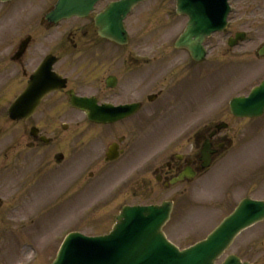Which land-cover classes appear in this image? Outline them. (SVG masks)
Listing matches in <instances>:
<instances>
[{
    "label": "rangeland",
    "instance_id": "374dc122",
    "mask_svg": "<svg viewBox=\"0 0 264 264\" xmlns=\"http://www.w3.org/2000/svg\"><path fill=\"white\" fill-rule=\"evenodd\" d=\"M28 1L18 0L0 7V43H4L0 50V57H4V52L9 54L18 38L20 39L26 32L29 33V30L34 29L40 20L42 11L50 3V0H31L32 3L27 8L30 17L26 19H21V12L12 13V10H20L21 6ZM252 4L256 7L259 4L260 11L254 9L255 13L253 14L255 15L249 16ZM239 6L241 13L236 17L237 19L243 17L246 19V23H248L244 29L253 39L241 47L243 53L241 57H238L240 49L230 55L227 53L222 34L215 35L209 41L208 45L212 48L209 60L195 68H184L185 75L181 73L180 69L177 70V67L186 64L185 52H178L171 47L161 52V55L166 56L168 65L176 72L175 74H152L153 85L156 83L157 85L152 86L151 93L165 87L166 89L172 87L170 93L172 91L176 93L175 97L177 94L178 98L179 95L183 96L188 92V100L192 98L196 101V106L190 103L183 107L180 104L176 105V98H174L172 107L178 111L176 120H180L182 124L187 120L182 125L183 127H178L177 133L185 130L186 124L193 120H196L199 125L212 120L232 121L228 116L229 100L232 97L247 94L251 88L264 80V60L258 59L255 55L256 48L264 42V0L241 1ZM173 7L171 0H152L142 10L135 11L136 14L130 18L132 32L137 35L139 31L142 32L145 29L150 36L152 47H157L164 41H173L186 23L185 18L175 15ZM20 24H23V27ZM8 28L12 29L13 33H7L9 36L6 39L3 37V33L4 29ZM12 37L16 38L15 41L11 39ZM56 40L57 38H54V42ZM179 74L183 76V83L191 78L195 80L190 89L188 85L184 84H181L177 89L171 85L173 81H178ZM187 75H189L188 78ZM178 100L181 99L178 98ZM50 109L51 107H45L46 111ZM62 120L77 123L78 118L66 115ZM83 134L84 137H82L81 125V127H76L62 135V142H64L62 150L68 156L65 167L70 166V169L65 174L62 173L63 170L61 172L54 170V173L47 171L45 175L39 173L37 180H33L36 171H28L26 176L17 174L14 160L16 159L14 155L17 152L12 150L7 158L3 155L4 151L0 149V193L3 198L11 199L6 207L19 204L23 194L19 198L17 187L19 184H25V180H27L26 188L29 189H23L21 192L28 191L27 193L30 194L29 190L31 189L35 192V195L32 196L33 203L29 201L23 204L22 211L18 215L15 213L11 220L7 219L4 222L2 219L3 221H0V264H27L34 256H37L35 264H49L56 255L66 233L81 230L90 236L107 234L111 231L114 217L118 214L122 204L159 203L169 198L175 199L176 206L165 231L174 243L181 248H186L206 238L233 211L239 199L244 196L264 198V181L259 179L262 175L259 173L260 165L264 163V142L255 146L257 149L254 150V157L250 158L252 165L250 168L244 164L243 160L239 159L241 153L244 152L242 151L245 149L244 147L248 148L249 145L254 144L259 136L256 139L252 134L246 142L236 144L232 155L218 160L203 178H199L191 186L178 187L174 191L162 193L158 189L142 191L139 184L148 177L146 174L148 171L141 168L145 158L144 148L148 143L142 132H134L131 139L132 145L135 147L134 154L137 153V157L138 155L140 157L138 160L136 158L134 164L129 168L126 167L125 170L120 169L121 163H116L113 170H110L112 167L101 165L102 152L107 143L114 141V137L100 140L93 138L95 135L91 136V133L87 131ZM158 137L160 138L157 139ZM169 141L168 133L160 132L156 135L155 141H152L150 148L159 147L157 148L159 150ZM85 145L87 151L82 153V148ZM184 145L185 142L181 148ZM1 146L2 142L0 141ZM181 148H177L176 151ZM163 150L168 152L166 146ZM245 151L248 150L245 149ZM41 154L34 156L39 170L44 165L46 166L45 163L50 160L46 155L41 156ZM84 157H86L85 159L92 158V162L88 166L80 165L85 160ZM8 161L12 163L3 173L2 167ZM43 161L44 164H42ZM50 165L55 167L53 161ZM245 167L248 168L247 174L243 175ZM25 168L32 167H25L23 163L18 166V169L24 170ZM134 168L141 172L134 179H130L132 176L128 173ZM89 171L97 173L95 179L88 178ZM139 171L137 172L139 173ZM58 174H62L59 179ZM80 174L83 183L87 184L86 192L83 195L79 193L75 204H72L74 200L69 202L70 211L64 212L66 207L63 206L68 202L67 199L69 196L75 197L74 194L78 191L74 192V190L81 186L78 181ZM85 179L87 180L85 181ZM227 179L231 182L230 184ZM128 180L131 183L122 187ZM239 184L244 185L245 188ZM72 199L74 198L70 200ZM263 227V225H259L243 234L232 251L238 252L242 243L253 240ZM32 248L36 250H32Z\"/></svg>",
    "mask_w": 264,
    "mask_h": 264
},
{
    "label": "flooded vegetation",
    "instance_id": "af4514ba",
    "mask_svg": "<svg viewBox=\"0 0 264 264\" xmlns=\"http://www.w3.org/2000/svg\"><path fill=\"white\" fill-rule=\"evenodd\" d=\"M56 1L50 0L34 29L18 38L9 54L4 52V57H0V141L2 142L0 149L4 151L3 155L7 158L12 150L17 152L14 160L18 175L26 176L28 171H36L33 180H37L40 174L45 175L47 171L54 173V170L58 172L63 170L62 173L65 174L70 169V166L65 167L68 156L62 150L65 125L69 126V131L82 125V137H84L83 132L87 131L91 133V136L95 135L93 137L95 139L107 140L112 136L115 142L121 140L119 148L123 151V157L128 151L134 149V146H131L134 132H142L149 139L144 149L148 177L143 180V184L153 191L160 188H173L170 184L171 179L182 173L194 175V177L204 174L207 171L204 169V157L207 153H211V159L215 161L221 155H229L236 144L246 142L252 134L254 138L264 134V120H247L237 125L229 121L230 124L223 131L216 130L217 123L213 120L202 122L200 125L193 120L194 122L186 124L184 131L181 130L178 133L177 129L183 127L186 121L183 124L170 121L168 125L170 150L164 154L160 151L152 153L150 148L152 142L149 137L152 128L171 118L174 98H176L175 103L179 101L178 98L184 101L183 96L179 95L177 98L178 94L175 97L176 93L173 91L170 93L172 87L167 89L165 87L151 93L152 86L157 85V83L153 85L152 74L164 73L167 69V60L165 57L151 56L150 41L144 37L147 31L138 33L137 38L130 39L126 46H119L103 39L94 23L95 12L87 18L71 19L57 25L48 22L45 16L54 9ZM241 1L248 0H232V3L240 5ZM31 3V0L25 2L20 10H13L12 13L21 12V19L30 17L27 8ZM98 7L102 8V4L97 5L96 12ZM258 7H260L259 4L257 7L252 4L250 14L255 15L254 9L260 11ZM245 25L246 23L235 21L233 28L240 31ZM20 26L23 27V24ZM7 33L12 34V29H4L3 37L6 39L9 36ZM231 35L234 34L231 33ZM54 38H57L56 42ZM11 39L15 41L16 38ZM3 44V42L0 43V50ZM242 55L243 53H239L238 57ZM48 59L53 60V71L61 76L60 83L63 86L45 97L30 118L11 120L8 114L11 99L22 93L30 76L41 63ZM186 60V64L181 63L184 66L177 67V70L180 69L184 75L186 73L184 68L196 67L191 60ZM175 72L171 69L167 73L175 74ZM181 84L187 85L186 82L183 83V76L179 74L178 81H173L171 85L177 89ZM71 91L82 98L92 99L97 107H122L137 104L139 108L133 116L123 118L115 124H92L83 112L81 115L71 109L69 98ZM152 94L156 95L153 101ZM45 107H51V109L46 111ZM66 115L77 117V123L62 120ZM183 142L185 145L181 148ZM177 148L181 149L176 151ZM206 148H209V151H206ZM86 151L85 145L82 153ZM38 154L50 158L47 163L43 161L42 164L45 163L46 166L44 165L41 170L38 169V163L34 159V156ZM51 160L55 167L50 165ZM11 163L8 161L2 167L3 173ZM20 163L32 168L18 169ZM107 165L109 164H103V166ZM259 173L262 174L259 177L260 181H264V163L260 165ZM59 176L61 177L62 174H58V179ZM79 177L78 181L82 186V175L80 174ZM192 182L193 180L185 177L182 183ZM26 183L27 180L25 184H19L17 187L19 198L23 194L18 206H22L35 195L33 189L29 190L30 194L27 193L28 191L21 192L23 189H29L26 188ZM32 184L34 185V182ZM10 201L11 199H6L5 202L0 200V221L4 220L5 207ZM261 232L253 240L243 242L238 249L236 255L242 261L264 264L263 260L261 261L262 257L264 258V227Z\"/></svg>",
    "mask_w": 264,
    "mask_h": 264
},
{
    "label": "water",
    "instance_id": "95a60500",
    "mask_svg": "<svg viewBox=\"0 0 264 264\" xmlns=\"http://www.w3.org/2000/svg\"><path fill=\"white\" fill-rule=\"evenodd\" d=\"M137 1L140 0H129L120 8L129 11ZM180 11L189 13L190 17L181 45L201 61L205 37L224 28L226 13L222 17L216 14L194 15L182 5ZM107 18H112L110 23L120 27V16H116V22L113 15ZM193 37L196 40L193 41ZM232 110L239 116L261 115L264 111V87L255 90L248 99L234 100ZM170 213V204L126 208L108 237L85 239L78 234L71 235L54 264H214L241 231L264 219V203L243 202L206 241L182 253L166 241L162 232Z\"/></svg>",
    "mask_w": 264,
    "mask_h": 264
}]
</instances>
